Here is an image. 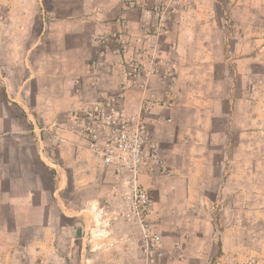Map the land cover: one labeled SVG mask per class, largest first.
Returning <instances> with one entry per match:
<instances>
[{
  "label": "crops",
  "instance_id": "crops-1",
  "mask_svg": "<svg viewBox=\"0 0 264 264\" xmlns=\"http://www.w3.org/2000/svg\"><path fill=\"white\" fill-rule=\"evenodd\" d=\"M201 2L191 0V11L180 21L192 32L180 43V60L214 63L216 42L211 33L224 30V80L217 81L209 67L197 71L199 64L186 69L191 79L202 83L186 88L179 82L172 108L165 104L167 84L151 82L149 90L160 100L153 108L158 122L151 126L152 137L179 175L143 176L139 181L147 190H157L156 204L169 202L180 210L175 216L160 214V230L166 229L162 233L170 245L163 264H243L248 254L264 247V240L254 244L247 240V222H264V0L251 6L239 0L221 10H215L216 0ZM141 13L129 10L125 0H0V75L20 78L15 89L6 84V91L33 129L32 136L21 132L15 137L17 141L30 137L38 161L58 174L52 197L64 216L81 214L83 206L90 205L85 192L95 176V187L104 183L105 190L120 182L103 170L69 116L95 97L89 69L99 49L97 37L119 31L122 17L136 34ZM219 15L231 20L223 24ZM199 30L208 31L206 39ZM160 53L169 56L167 51ZM118 62L110 54V71L101 73L102 87L111 92L118 90L121 80ZM185 71L177 69L180 78ZM9 92L16 96L12 99ZM141 99L138 89L128 93L130 113L138 111ZM21 146L16 142L17 149ZM205 182L214 188L205 190ZM103 196L107 199V193ZM204 202L213 209L220 206L219 216L203 214L199 206ZM249 212L257 216H248ZM177 213L187 217L180 219ZM179 222L184 223L182 228ZM218 222L226 224L223 229ZM214 251L224 256L215 257Z\"/></svg>",
  "mask_w": 264,
  "mask_h": 264
},
{
  "label": "rangeland",
  "instance_id": "rangeland-1",
  "mask_svg": "<svg viewBox=\"0 0 264 264\" xmlns=\"http://www.w3.org/2000/svg\"><path fill=\"white\" fill-rule=\"evenodd\" d=\"M199 1L203 3L201 2L203 0ZM238 1L216 0L215 10L231 5L234 7ZM253 2L262 4V0H242V3L248 6H251ZM131 3H134V7L130 6ZM125 4L129 10L142 12L136 27L138 32L135 34L134 30L129 29L128 33L126 31L129 37L144 33L145 29L141 28V24L145 20L151 37L158 40V51H167L169 53L167 59L175 62L177 69H181V73L188 68L190 71L193 70L192 68L197 69L196 65L199 64L200 68L197 71H204L209 67L215 70L217 81L224 80L222 45L224 30H215L211 33L216 42L217 60L214 63L207 60L197 62L196 59L190 62L180 60L179 49L180 43L185 42L184 34L192 35L190 30H185L180 24L183 13L191 11L193 6L191 0H125ZM162 5L165 6L163 15L158 10V7ZM219 17V21L223 24H225L223 20H231L229 16L225 18L219 15ZM219 17L216 16V18ZM122 18L129 21L126 17ZM129 31L133 35H129L131 34ZM199 32L202 34L201 37L206 39L208 31L199 30ZM114 33H107V35L113 36ZM102 35H99L97 39ZM187 47L188 50L191 48L190 45ZM198 49L204 50L201 47ZM196 51L195 49L194 52ZM189 52L192 51L189 50ZM185 72L181 74L179 82H183L186 88L202 83L195 78L191 79V75ZM18 79L20 78L15 76L8 78L0 75V264H163L162 259L167 257L166 252L170 248H168L166 236L162 233L166 229L162 232L160 230V214L162 212L164 216H175L178 207L169 202L156 204L157 190L150 191L155 206L151 216L144 223L146 227H149L150 233L159 235L162 240L161 253L154 258L153 263L144 251L145 235L141 223L135 216H123L127 211L123 203V193L126 189L120 186V182L111 185L109 190H105L104 183L101 187L98 185L95 187L97 184L94 180L95 176L85 192V199L90 202V205L83 206L84 211L76 216H64L62 210L54 206L52 193L53 186L56 187L59 183L58 174L48 171L44 164L38 161L30 137H20L19 141L15 137L21 132H25L27 136L33 135L32 127L25 124L23 113L9 99L6 91V84L15 89ZM204 82H207L206 77ZM9 94L12 99L16 96L15 93L9 92ZM16 142H20L21 149H17ZM170 169L175 172L173 168ZM178 175L175 172L172 176L155 177L168 179ZM90 176L92 175L88 173L87 177ZM202 187L208 190L211 187L214 188V185L205 182ZM102 193L103 195L107 193V199ZM98 196L99 203H96ZM77 198L78 196L74 197V200L76 201ZM248 200L250 202V196ZM185 207L187 209L188 205ZM199 207L203 208V214H208L209 211L212 215L220 214V206L213 209L212 205L204 202ZM194 208H196L195 205L190 207V210ZM113 212L117 213L112 215ZM177 216L183 219L184 216L187 217V213H177ZM248 216L257 215L249 212ZM183 224L179 222L181 228ZM217 224L219 229H223L226 225L224 222ZM247 232L249 244L264 240V222H255L254 219L248 221ZM217 244L221 246V242ZM257 247L260 249L259 245ZM214 252L215 257L224 256L221 251ZM169 255L172 256V254ZM247 256L248 260L244 259L243 264H264V247L263 251L250 253Z\"/></svg>",
  "mask_w": 264,
  "mask_h": 264
},
{
  "label": "built area",
  "instance_id": "built-area-1",
  "mask_svg": "<svg viewBox=\"0 0 264 264\" xmlns=\"http://www.w3.org/2000/svg\"><path fill=\"white\" fill-rule=\"evenodd\" d=\"M130 6L134 7V3ZM158 10L163 15L165 6ZM118 24L120 30L113 36L105 34L96 40L99 49L89 69L96 91L94 99L73 112L69 120L103 170L116 175L120 186L126 189L123 203L127 211L123 216H135L141 223L144 251L153 263L161 253L162 240L144 224L151 216L155 201L139 180L143 176H172L175 172L169 168L152 137L151 126L158 122L153 108L160 100L149 88L156 79L166 83L165 104L172 108L180 77L175 62L158 51V40L151 37L145 20L141 24L144 33L132 37L126 34L129 30L126 19H119ZM110 54L119 60L121 80L116 92L102 87L101 73L110 71L107 64ZM133 89L142 94L136 113H130L125 103Z\"/></svg>",
  "mask_w": 264,
  "mask_h": 264
}]
</instances>
